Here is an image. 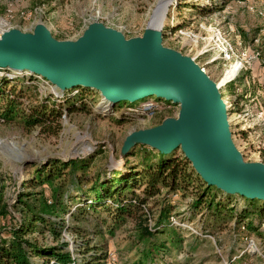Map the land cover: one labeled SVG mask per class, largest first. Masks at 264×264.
I'll list each match as a JSON object with an SVG mask.
<instances>
[{
  "label": "rangeland",
  "instance_id": "rangeland-1",
  "mask_svg": "<svg viewBox=\"0 0 264 264\" xmlns=\"http://www.w3.org/2000/svg\"><path fill=\"white\" fill-rule=\"evenodd\" d=\"M166 1H173V5L164 21V43L185 55L195 57V50L199 51L203 46L202 38L210 34L211 26L216 23L223 30L233 29V38L236 36L240 41L234 49L235 55L250 65L246 64L248 69L222 86L220 91L228 103L234 142L244 159L264 163V84L261 75L264 20L247 10L246 0H0V31L12 28L29 31L42 22L55 38L64 40L77 37L88 24L98 21L123 32L128 38L138 37L156 16L161 3ZM256 7L260 9L262 5L256 4ZM200 8L207 10L201 13ZM197 60L218 82L229 68L236 66L235 70L238 69V64H234L236 58L222 60L218 49ZM19 77L35 79L31 82V101L45 99L52 93L56 104H60L57 97H61V92L45 80L24 73L0 71V79L13 81ZM254 78L260 82L253 83ZM76 93L65 92L69 97ZM84 96V102L77 103L82 109L70 113L62 107L60 128L54 134L44 133L40 128L26 129L18 121H0V188L12 213L9 222L13 217H19L14 205L21 191L45 189L49 193L48 187L34 188L30 180L37 169L54 160L91 158L86 172L91 181L84 185L86 191L97 177L107 183L130 176L131 172L141 177L145 173L144 149L137 146L121 158L123 141L129 133L157 126L179 111L178 106L159 100L154 114L140 115L132 109L146 102L144 100L131 107H112L95 91H87ZM24 102L27 104L29 98ZM175 153L182 154L179 150ZM115 182L114 187H117L118 182ZM136 190L140 194L142 187ZM193 192V187H189L166 199L164 191L149 201L144 210L147 216L137 211L119 222L101 210L91 211L83 218L72 219L66 215L69 228L59 240L53 243L48 237L38 239L50 245L65 242L66 251L77 264H107L111 253L115 258L111 264H264V221L252 230L228 218L216 222L211 214L193 208ZM82 198L85 197L76 194L69 203L72 210L79 206ZM236 199L237 205H241ZM163 207L167 213L169 211V216L159 224V211ZM155 225L157 229L153 228ZM147 232L151 236L147 237ZM34 262H40V259L36 258Z\"/></svg>",
  "mask_w": 264,
  "mask_h": 264
},
{
  "label": "water",
  "instance_id": "water-1",
  "mask_svg": "<svg viewBox=\"0 0 264 264\" xmlns=\"http://www.w3.org/2000/svg\"><path fill=\"white\" fill-rule=\"evenodd\" d=\"M163 27L149 23L142 36L128 38L96 21L64 40L42 22L12 28L0 35V69L43 79L61 93L95 91L112 107L149 98L178 106L176 116L129 133L120 157L137 146L163 155L179 150L208 186L264 202V163L247 162L235 144L219 85L193 57L165 45Z\"/></svg>",
  "mask_w": 264,
  "mask_h": 264
},
{
  "label": "trees",
  "instance_id": "trees-1",
  "mask_svg": "<svg viewBox=\"0 0 264 264\" xmlns=\"http://www.w3.org/2000/svg\"><path fill=\"white\" fill-rule=\"evenodd\" d=\"M206 10L198 9L201 13ZM34 81L32 77L27 79L19 77L13 81L0 79V119L4 123L18 121L26 129L40 128L44 133L54 134L60 128L62 107L70 113L82 109L77 103L84 102L85 92L92 91L76 88L71 90L77 91L71 97L66 96L65 92V95L61 93V97H57L60 104H56L55 95L52 93L45 99L36 98L31 101V82ZM262 87L264 88L263 85ZM26 98H29L27 104L24 102ZM120 105L131 107L128 103H119L115 106ZM122 118L125 119V116ZM140 147L144 149L143 177L138 178L137 174L131 172L130 176H122L115 180L118 182L117 187H114L116 183L114 180L107 183L97 177L91 182L92 186L88 191L84 189V185L91 181L86 175L91 158L54 160L53 163L37 169L30 183L34 188L46 186L50 191L49 193L45 192V189L40 192L21 191L17 195L14 209L19 217L17 219L13 217L10 221L9 231H0V264H77L71 253L66 251L65 242L50 245L38 238L48 237L53 243L59 240L65 229L69 228L65 221L66 215L76 219L78 216L83 218L91 211L97 213L101 210L114 216L116 222L137 211L147 216L144 210L149 201L155 200L164 191L166 199H169L170 195L193 187L194 199L191 205L196 210H204L211 214L216 222L228 218L236 221L239 226L245 225L252 230L258 228L264 221L263 201L227 195L215 187L208 186L196 174L183 154L178 156L174 152L163 155L146 146ZM141 187L142 192L139 194L136 189ZM76 194L85 198H82L79 206L72 210L69 203L75 199ZM236 198L240 200L242 206L237 205L239 203ZM168 214L169 211L167 213L166 207H163L159 211L161 218L158 223H162V219L169 216ZM11 215L0 188V218L8 220ZM157 225L153 228L157 229ZM146 235L149 237L151 233L147 232ZM36 258L40 259V262H34Z\"/></svg>",
  "mask_w": 264,
  "mask_h": 264
},
{
  "label": "built area",
  "instance_id": "built-area-1",
  "mask_svg": "<svg viewBox=\"0 0 264 264\" xmlns=\"http://www.w3.org/2000/svg\"><path fill=\"white\" fill-rule=\"evenodd\" d=\"M256 4H261L262 8H260V9L257 8ZM245 5L247 7V10L250 13H252V14H254V15H256L259 18L264 20V0H246ZM84 29H83V31H84ZM7 30H9V29H7ZM3 32L4 31H0V35ZM82 32H80V34L77 37H79L82 34ZM232 32H233L232 28H230V30H227V29L223 30V28L218 23L211 26V29H210L211 35L209 34L208 36H205L204 38H202L203 46L199 51L195 50L196 51L195 57H193L205 72H206V70H205L204 66L198 62L197 58L202 57L203 55H207V54L209 55V53H211L212 51H215L217 49L219 50V56H220V59H222V60H231L232 58L235 57L236 61L234 64H236V63L238 64V69H237L235 75L229 80V82L235 80L241 74L242 71L248 69L245 66L246 64L250 65L249 63L243 61L239 56L235 55L234 49L236 48V45L239 44L240 41L238 38H236V36H235V38H233L234 34H232ZM77 37H75V38H77ZM75 38H71V39H75ZM192 50H194V49H192ZM213 60H215V59H213ZM231 66L232 65H230V67ZM0 71H2V70L0 69ZM261 75H262V79H263L262 84H264V68L262 69ZM215 82L217 83L218 81H215ZM252 82L253 83H255V82L259 83L260 80L258 79V81H257L256 78H254L252 80ZM220 90H221V88H220ZM144 101H146V102H143L141 105L134 107L132 109V111L134 113H137L140 115L154 114L157 111V109H156L157 108V105H156L157 102L156 101H158V100L157 99L151 100V98H149L148 100L146 99ZM0 121L3 122L2 119H0ZM10 229H11V222H9L8 220H4L3 218H0V231L5 232V231H9ZM252 246L254 247L253 243H252ZM108 259L109 260H108L107 264H111L112 261L115 260L112 253L110 254V258H108Z\"/></svg>",
  "mask_w": 264,
  "mask_h": 264
},
{
  "label": "bare ground",
  "instance_id": "bare-ground-1",
  "mask_svg": "<svg viewBox=\"0 0 264 264\" xmlns=\"http://www.w3.org/2000/svg\"><path fill=\"white\" fill-rule=\"evenodd\" d=\"M169 4H170V2H168V1L161 3L159 11L158 10H157L158 12L156 11V13H157L156 16L154 15L151 18L150 22H149L151 25H156V24H159V23H163L164 24V21H165V19L167 17V13H168L169 8L171 6ZM235 67L236 66H234L232 69H228L224 73V75L222 76L221 80L218 82V85H219L220 88H222V86L226 85L229 82V80L235 75V73H236ZM224 101L226 102L227 107H228L227 101L226 100H224Z\"/></svg>",
  "mask_w": 264,
  "mask_h": 264
}]
</instances>
